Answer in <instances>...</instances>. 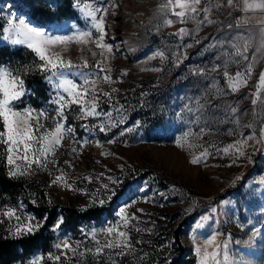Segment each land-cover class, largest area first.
I'll return each instance as SVG.
<instances>
[{"label": "rangeland", "instance_id": "rangeland-1", "mask_svg": "<svg viewBox=\"0 0 264 264\" xmlns=\"http://www.w3.org/2000/svg\"><path fill=\"white\" fill-rule=\"evenodd\" d=\"M79 2L94 8L100 6L102 0ZM110 2L116 7L109 8L106 17V40L114 48L109 62L111 75L122 81L113 85L119 89L115 94L116 99L125 106L126 123L121 127H133L138 121L141 127L123 137L118 135L120 127L112 129L107 136L97 130L89 137L79 127L83 121L77 122L72 115H68L67 124L76 127L78 137L98 141L102 147L90 143L76 157L67 150L71 142L65 141V149L62 150L64 154L59 160L60 165L68 172L69 182H75V186L83 189L85 193L96 192L101 182H108L102 179L89 183L84 179L85 176L95 177L104 173L105 176L120 179L122 182L118 186L112 185L117 195L106 204L110 206L109 210H103L98 218H67L64 217L62 207H75L79 210L88 203L86 195L61 190L55 186L48 188L51 177L46 172H38L21 179L29 182V186L35 189L36 199L39 200V194L46 202L51 199L57 212L50 223L55 221L57 215H63L65 223L61 231L64 234L71 233L74 240L83 239L80 228H100L107 221H115V212L119 207L134 201L129 212L139 218L138 227L149 230H129L136 253L123 257L107 254L100 257L91 254L73 256L71 264H113L114 260L117 264H175L173 260L178 250L174 244L175 233H178L179 243L183 247L180 254L191 259V264H197L193 233L195 232L198 242L202 243L201 238L209 237L214 230L220 233L216 243L228 238L232 242L233 253L246 257L249 264H264V232L252 245L245 243L253 227L264 229V183H260L264 180V146H252L254 141H249L250 146L246 149L245 157L236 163H233L231 155L222 151L242 135L247 136L254 132L256 138H260L261 128H264V105L258 103L253 106L251 100L254 98L252 94L256 91L259 75L264 71V56L255 63L247 86L235 94H218L221 89L227 91L224 69L220 67L217 71L211 70L213 65H222L225 59H229L224 55V49L232 51L228 43L224 44V48L214 47V41H230L237 33H251L254 37L253 46L248 51L251 59L258 47L260 31L240 15V0H236L238 7L227 6L226 0H202L201 8L211 5L210 18L214 23L201 26L194 37L186 36L182 41L173 33L179 27L194 31L196 24L162 27L163 21L157 9L164 0ZM108 3L109 0H103V6ZM217 4L221 7H217ZM45 5L44 0H0V31L7 24L5 13L23 15L36 27L49 31L59 29L70 34L71 29L67 27L69 25L75 24L81 29L87 26L82 14L74 9L73 0H69V5L74 16L45 23L36 20L33 14L38 8L45 10ZM172 19L175 20V17ZM229 24L232 25L231 29ZM181 45L191 46L184 48ZM17 47L21 49L17 59L3 61L0 65L16 69L20 65L33 62L34 56L30 51L22 46ZM90 47L99 51L94 45ZM158 51L164 54L163 58L156 56ZM61 54L75 63H80L82 55L86 56L94 70L95 60L91 53H82L75 44L69 45L66 51L61 50ZM246 63L231 64L228 71L235 74L243 70ZM199 69H203L202 74ZM33 70L40 73L37 69ZM23 71L21 68L20 75ZM122 71H126L128 75L121 77ZM42 77L45 80L43 74ZM46 85L40 94H34L30 93L25 84L27 94L14 102L15 109L31 107L40 110L51 107L48 101L52 90L47 82ZM103 87L105 91H110L107 85ZM261 96L264 97V92ZM229 106L237 109L234 116L230 113ZM101 107L104 111L109 110L106 103ZM189 108L193 111H188ZM47 123L51 126V121ZM88 123L98 121L89 120ZM189 128L193 131V136L189 138L193 147H177L175 139ZM202 128L211 131L198 135ZM109 138H115L117 143L107 144ZM206 149L211 153L208 158L198 165H192L190 160ZM101 152L106 155L102 156ZM0 159L7 168L6 157ZM69 159L73 165L71 169L64 165V161ZM145 182L149 191L142 193L140 189ZM45 193L48 194L47 197ZM154 193H163V196ZM142 196L151 197L155 203L144 202L140 199ZM29 199L32 200L33 196L30 195ZM20 200L21 197H18L11 205H17ZM23 203L25 204L24 201ZM4 206H8L6 200L0 199V207ZM137 208L143 209L145 214L136 212ZM212 209H217V212L213 214ZM26 210L33 213L31 209ZM205 215H210L212 219L206 222L203 229L196 230L195 224ZM132 224L136 225L137 221H132ZM6 226L7 221L0 224L3 231ZM49 233L52 238L45 248L31 250L14 264H27L36 253L47 254L54 251L56 234ZM137 240L144 243L137 244ZM87 246H91V241ZM208 250L211 252L213 248L209 247ZM45 264L51 262L46 261Z\"/></svg>", "mask_w": 264, "mask_h": 264}, {"label": "snow or ice", "instance_id": "snow-or-ice-1", "mask_svg": "<svg viewBox=\"0 0 264 264\" xmlns=\"http://www.w3.org/2000/svg\"><path fill=\"white\" fill-rule=\"evenodd\" d=\"M202 0H164L159 5L157 12L162 19V27H171L174 24L187 25L195 23L196 29L189 30L187 27H179L173 33L181 41L186 36L194 37L203 25L214 23L210 18L212 7L205 5L201 8ZM229 7H238L236 0H226ZM217 7L221 5L217 4ZM74 9H78L83 19L87 21V26L83 29L75 24L69 25L70 34L67 31L57 30L49 31L47 29L36 27L23 16H17L14 13H5L7 24L0 31V42H5L11 46H22L30 51L33 56V62L23 64L12 69L7 65H0V158L6 157L7 176L9 179H19L21 177H30L38 172H46L50 177L48 188L53 186L59 187L61 190L73 192H81L88 197V203L81 207L79 211L85 212L90 208L100 207L109 203L113 197L117 195L112 185H119L122 181L118 178L105 176L104 173L98 176H85L84 179L89 183L99 182L106 179L107 183H100V187L96 192L85 193L83 189L75 186V182H69L68 172L60 165V156L64 154L65 141H70L68 147L70 155L79 157L85 146L95 143L97 147H102L98 141H93L88 137H78L76 127L68 125V115H72L77 122L83 121L79 127L91 137L98 132L108 135L112 129L120 127L118 133L123 137L128 132L134 131L141 127L140 122H136L133 127H121L125 121V106L120 104L115 94L119 89L113 85L122 82L114 79L111 75L112 69L109 62L113 55V45L108 43L106 37L108 35L106 27V17L109 8L116 7L109 0L107 6H103V0L100 6L94 8L89 4H81L79 0H73ZM245 13L249 11L259 10L264 13V0H243V8ZM175 17V20L172 19ZM246 22V21H245ZM240 21L237 22L239 25ZM260 36L256 53L249 59L248 51L253 46L254 37L251 33H237L230 41L219 40L214 41L213 46L224 48V44L228 43L232 51L224 49V55L229 59H225L222 65H213V71H217L223 67V76L227 83V91L219 90L220 95L227 96L240 91L242 87H246L248 80L251 78L255 63L261 56H264V18L260 20ZM231 29L232 25H228ZM197 43L199 41H196ZM75 44L80 47L81 52L88 51L95 60L94 70L90 65L86 56L81 57L80 63H75L71 59H66L61 54V50H67L69 45ZM95 49L99 50L94 51ZM191 45H181V47H190ZM60 49V50H58ZM156 56L164 57L162 52H157ZM99 57V58H97ZM247 62L243 70L232 74L228 71L231 64H240ZM21 68L24 74L28 75L33 69H37L44 75L46 82L51 88L50 99L48 101L51 107L40 110L31 107L23 110H16L14 102L19 101L27 94L25 87V79L20 75ZM197 71V70H194ZM198 71L203 73V69ZM128 73L122 71L120 76H126ZM107 85L110 91L104 90ZM215 87V85H213ZM264 71L259 75V81L256 85V91L253 93L251 103L256 106L258 103L264 105ZM107 104L109 110L104 111L102 104ZM78 109V110H77ZM188 111H193L189 108ZM230 113L234 116L237 109L229 106ZM182 119V117H181ZM89 120L98 121V123H88ZM51 121V126L47 122ZM252 127V125H248ZM211 131L202 128L198 135ZM234 134V133H233ZM193 136L191 128L185 130L175 139L177 147H193L189 138ZM249 141H254V145L264 146V128H261L260 138L257 139L255 133L247 136H241L233 144L223 148L222 151L226 155L233 157V163L240 158L245 157L246 149L250 146ZM107 144L117 143L115 138H109ZM110 154V153H109ZM211 153L206 149L201 155L190 160L192 165H198L205 161ZM101 155H106L101 152ZM20 162V163H18ZM64 165L68 169L73 167L71 159L65 160ZM123 170V166H121ZM110 171V170H109ZM239 179V177L237 178ZM260 183H264L261 180ZM142 193L149 191L147 182L141 187ZM33 199L30 201L35 207H38V201L35 194H31ZM45 193V197H47ZM161 195L163 193H154ZM140 199L146 203H155L151 197L142 196ZM51 205V199H48ZM134 201L119 207L115 212L117 219L115 221H107L100 228H80L82 240H74L71 233H62V225L65 223L63 215H57L54 222L48 227V231L56 234V242L53 245L54 251L47 254L36 253L27 262V264H71L73 256H86L91 254L95 257L103 255H114L123 257L136 253V248L131 242L130 229L137 232L149 231L138 227L139 218L129 212ZM227 203V202H225ZM163 206V205H161ZM27 206L20 200L15 206L8 205L0 207V224L7 226L4 229L5 234L0 239L22 241L26 237H35L46 225H49V215L44 213L42 217H38L32 212L26 210ZM141 215H144L143 209H136ZM217 209H212L215 214ZM212 219L210 215L203 216L202 220L195 224V229H203L206 222ZM137 221V224H132ZM243 228V225H240ZM264 232V229L253 227L250 232L249 239L245 242L249 246ZM220 235L218 230L210 233L209 237L201 238L202 243L198 242L195 232L192 240L194 253L197 257V264H249L247 258L243 255H237L232 252L231 240L225 238L221 243H216L217 236ZM91 241V246H87ZM137 244L144 241L137 240ZM239 243V242H237ZM209 247L213 250L209 252ZM107 250V252H106ZM146 255V253H145ZM142 259V257H141ZM113 264H117L114 260Z\"/></svg>", "mask_w": 264, "mask_h": 264}, {"label": "trees", "instance_id": "trees-1", "mask_svg": "<svg viewBox=\"0 0 264 264\" xmlns=\"http://www.w3.org/2000/svg\"><path fill=\"white\" fill-rule=\"evenodd\" d=\"M44 2L46 4L45 10L38 8L37 12L33 14V16H36V20L44 21L45 23L46 21L58 20L66 16H74L73 10L69 5V0H44ZM53 3L54 5H52ZM19 50H21L20 47H14L5 42H0V64L6 60H16L18 52H20ZM21 76L25 79V84L27 85V88H29L30 93L40 94V92L43 91L44 86H47L42 74L37 73L34 70L28 75H25L23 71ZM34 190V188L29 186V182H26L21 178L9 179L7 176V168L4 166L2 159H0V199L6 200V205H11L15 203V200L18 197H21L27 208L31 209L38 217H42L44 213H48L50 225L57 209L54 204L51 203V205H49V203L43 199L41 194H39V200L37 199L39 206H33L29 197L31 193H34ZM109 207L110 206L108 205H104L102 208H90L85 212H81L75 207L72 208L66 206L62 208L64 217H80L87 219L89 217L98 218L102 211L109 210ZM49 225H46L45 229H42L35 237H26L22 241L0 239V264H14L20 257L30 253L31 250L42 247L45 248L52 238L47 230ZM4 234L5 232L0 228V236H3ZM174 244H176V247L178 248L175 259L173 260L175 264H191V259L189 260L180 254L183 247H181L179 243L178 233H175L174 235Z\"/></svg>", "mask_w": 264, "mask_h": 264}, {"label": "crops", "instance_id": "crops-1", "mask_svg": "<svg viewBox=\"0 0 264 264\" xmlns=\"http://www.w3.org/2000/svg\"><path fill=\"white\" fill-rule=\"evenodd\" d=\"M240 1V15L244 18V20H248L251 25H253V28H255L257 31H260V20L264 18V13L260 12L259 10L249 11L245 13L241 10L243 8V0ZM249 2H252V0H249ZM257 2H259V0H257Z\"/></svg>", "mask_w": 264, "mask_h": 264}]
</instances>
